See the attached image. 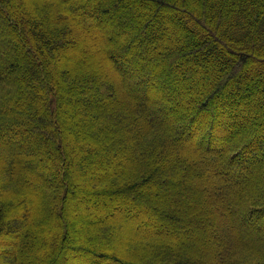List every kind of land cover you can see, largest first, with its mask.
<instances>
[{"label":"trees","instance_id":"obj_1","mask_svg":"<svg viewBox=\"0 0 264 264\" xmlns=\"http://www.w3.org/2000/svg\"><path fill=\"white\" fill-rule=\"evenodd\" d=\"M124 4L141 10L140 33H131L132 18L115 16ZM102 22L109 32L126 31L122 47L86 34ZM0 30V264H70L72 252L87 254L90 264H199L171 234L186 214L146 206L135 193L180 168L236 215L204 225L203 234L218 232L205 264H264V0H0ZM142 40L156 61L181 67L182 92L192 96L171 118L154 100L134 101V83L100 79L114 74L99 64L102 56L131 71L127 51ZM159 71L146 67L137 84L151 75L170 80ZM42 162L50 170L39 169ZM94 198L133 203L135 220H156L155 229L123 235L104 252L69 244L80 222L73 209L102 219V226L89 223L102 240L129 223H110L109 204L94 208ZM47 216L53 227L45 228ZM247 218L258 224L235 226ZM199 219L192 212L187 223L197 231ZM36 248L44 254L33 257Z\"/></svg>","mask_w":264,"mask_h":264},{"label":"rangeland","instance_id":"obj_2","mask_svg":"<svg viewBox=\"0 0 264 264\" xmlns=\"http://www.w3.org/2000/svg\"><path fill=\"white\" fill-rule=\"evenodd\" d=\"M81 1H91L101 6H106L108 4V0H81ZM137 10V12H136ZM138 11L141 13L140 9H135L136 14H133L131 12L130 5L124 4L115 16L118 17V20L121 21H129L130 18L133 19V23L130 24L131 26V33L135 34L136 32H141L143 27L140 19V15L138 14ZM85 12L90 13L91 8L85 6ZM108 23L102 22L98 25V32H87L89 36H101L100 38H106L110 39L114 42V47H122L124 43L126 42V31H123L122 33L118 32H109L107 30ZM129 28V27H128ZM1 32V30H0ZM128 35V33H127ZM147 37V36H146ZM88 45L91 46V44L87 43V46L82 51L87 54L89 51ZM127 57L130 64H132L131 71L128 72H121L120 69H118L116 66L112 64V62L106 58L105 56L101 57L100 65L110 68L112 70L113 75H107L105 73H102V76L100 79L102 81H106L110 84H116L119 79H123L124 81L132 82L136 85L135 90L133 91L132 98L134 101H149L154 100L153 107H159L160 109L166 111V118H171L172 114L182 111L186 109L190 102V99L192 96H184L182 90V82H181V75L178 71L180 66L176 65H169L163 61H156L152 53L149 50L148 44L142 40L141 42H138L135 44V46H131V48L127 51ZM142 57V60L139 58ZM145 57V58H143ZM139 59V60H138ZM193 61L190 60L189 63L186 65L188 67H191L193 65ZM158 66V69H160V74H169L170 80L168 78L165 79H156V76H150L148 77L147 81L143 84H137L136 82V75L141 74L142 72H145L146 67H152ZM162 71V72H161ZM121 72V73H120ZM121 75V76H120ZM158 75V73H157ZM158 78V77H157ZM120 97L116 96L114 100H119ZM149 103V102H148ZM19 137V136H17ZM3 140H6V142H11L13 139V136H9L8 134L3 135ZM181 139V138H180ZM181 142L186 148H192L193 145L189 142H185L181 139ZM39 164V165H38ZM39 169L45 166L44 162L38 163ZM41 167V168H40ZM45 168H48L50 170V166H45ZM36 170V169H35ZM170 175L169 172H166L163 174V176L159 179L161 181L158 182H152L147 183L142 187H139L136 189L135 193L138 197L137 199H140V201H143L146 206L150 205L149 203L155 202L159 204L160 207L168 206L171 208H175L179 211H181L183 214H186V218L188 219L192 212H195L199 216V223H198V230L196 231L192 226H190L187 223V219L184 223L178 225V231L172 232V236L178 240L177 242L185 241L187 243L186 248L181 249L180 252L184 256L189 257L193 262H197L199 264H205L208 262V260L211 259L210 257V242L213 238H215L218 234V232L210 233V234H203L202 229L204 225L206 226L208 223H213L215 221V218H220L221 220H227L228 217H236L235 212L232 211V209L228 208L226 210H223L221 206L223 205V202L225 199L216 198L213 194L210 192L204 191L199 186L198 179L191 178V170L187 168H180L179 171L175 172L172 171ZM259 176V182L261 184L262 181H264V168H261L258 170ZM50 176H47L46 179H49ZM162 178H170L173 179V182L170 183H163ZM179 181H182L184 184V187L181 188L177 184ZM254 187V186H252ZM181 188V189H180ZM31 198V197H30ZM85 198V197H82ZM30 201V206L33 207L32 199H28ZM90 206L92 207H100V206H107L109 204L108 200L102 199V198H94L90 203ZM87 203L84 202L82 207L86 206ZM110 206V214H111V220L110 223L114 224H123V217L125 219H128L129 223L124 222V225H122V228H120V231L118 233L109 232L108 237H106L104 240L101 239L100 235L98 234V231L96 232H89V223H94L97 226H102L103 221L101 218H92L90 214L83 215L82 210L79 209H73L72 210V216L77 220L80 221L77 230L72 229L73 237L70 238L67 242L69 244L78 245L83 244L85 247H88V242H90V247L92 249H95L97 251L104 252L108 246L113 244V246L117 244V242L123 238L122 236H129L131 233L139 234H148L150 231L155 229L154 222L156 220H151L148 223H143V221L135 220L134 214L139 213L136 206H134L133 203L125 202L121 200L119 203L114 202L113 205L109 204ZM36 211V210H34ZM37 212V211H36ZM35 212V213H36ZM133 214V216H132ZM154 217H158L157 215H154ZM34 217L30 215V220H34ZM47 224L45 225V228L53 227L52 220L49 216H47ZM138 221V222H137ZM158 222H160V218L158 217ZM32 223V222H31ZM258 222L254 219L247 218L245 222L243 223H236L235 226L238 228H241L243 231H249L252 229ZM33 227V224L30 225ZM48 226V227H47ZM166 229V228H165ZM47 232L50 230H46ZM134 231V232H133ZM117 236V241L110 242L113 235ZM109 238V239H108ZM176 241H169L168 245L172 249H177L180 247ZM190 244V245H188ZM122 254H128V252L123 251L121 249L120 251ZM42 256L44 254V251L39 248H36V253L32 252L31 255L33 257L35 256ZM31 255H28L31 257ZM67 259L74 260L70 264H90L92 262V258L89 257L87 254H82L78 252H72L67 257ZM41 264V263H40Z\"/></svg>","mask_w":264,"mask_h":264}]
</instances>
